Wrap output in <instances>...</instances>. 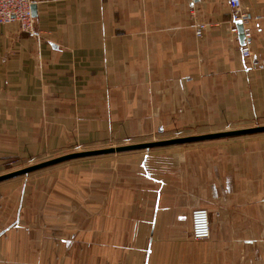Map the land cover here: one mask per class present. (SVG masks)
Here are the masks:
<instances>
[{
    "label": "crops",
    "instance_id": "0c3cea01",
    "mask_svg": "<svg viewBox=\"0 0 264 264\" xmlns=\"http://www.w3.org/2000/svg\"><path fill=\"white\" fill-rule=\"evenodd\" d=\"M32 1L36 34L0 25V175L264 124V0L249 58L228 0ZM66 162L0 182V264H264V132Z\"/></svg>",
    "mask_w": 264,
    "mask_h": 264
},
{
    "label": "built area",
    "instance_id": "2783aa9c",
    "mask_svg": "<svg viewBox=\"0 0 264 264\" xmlns=\"http://www.w3.org/2000/svg\"><path fill=\"white\" fill-rule=\"evenodd\" d=\"M231 7L232 26L230 31L234 35L239 34L238 22L243 25L245 35V43L242 45V54L245 58L252 56L250 40L253 37V27L250 22L248 10L244 7L242 0H228ZM32 0H0V25L11 22H18L22 32L36 34V17L33 13ZM205 23H199L196 34L201 36ZM192 219V235L195 240H205L211 236V221L209 210L205 207L193 209Z\"/></svg>",
    "mask_w": 264,
    "mask_h": 264
},
{
    "label": "water",
    "instance_id": "95a60500",
    "mask_svg": "<svg viewBox=\"0 0 264 264\" xmlns=\"http://www.w3.org/2000/svg\"><path fill=\"white\" fill-rule=\"evenodd\" d=\"M33 13L36 16L37 6L36 4L32 5ZM239 27V39L244 44L245 43V35L243 32V25L241 22H238ZM264 132V125H257L252 127H245V128H238V129H231L225 131H218V132H211V133H204V134H196V135H187V136H180L174 137L169 139H161V140H154V141H147V142H139V143H130L125 145L119 146H110L104 148H97V149H89V150H81L75 151L71 153H66L48 160H44L32 165L25 166L23 168H19L4 174L0 175V182L15 178L22 175H27L37 170L47 168L53 165H57L66 161H70L73 159L91 157V156H99L111 153H119V152H127V151H135V150H149L152 148L162 147V146H169V145H177V144H188L194 142H201L207 140H214L220 138H228V137H237V136H244V135H251Z\"/></svg>",
    "mask_w": 264,
    "mask_h": 264
},
{
    "label": "rangeland",
    "instance_id": "374dc122",
    "mask_svg": "<svg viewBox=\"0 0 264 264\" xmlns=\"http://www.w3.org/2000/svg\"><path fill=\"white\" fill-rule=\"evenodd\" d=\"M257 125H264V124H255V125H253V126H257ZM226 130H231V128H227ZM180 136H186V135H179V132H175V135H173V137H168V138H174V137H180ZM153 141L154 140H156V139H152ZM157 140H159V139H157ZM151 141V140H150ZM125 144H130V143H125ZM125 144H121V145H125ZM115 146H119V145H115ZM104 148V147H103ZM81 150H85V149H78L77 147H73L72 149H71V151H68V152H66V153H71V152H75V151H81ZM66 153H63V154H66ZM63 154H61V155H63ZM58 156H60V155H58ZM55 157H57V156H55ZM51 158H54V157H51ZM51 158H48V159H51ZM48 159H43V160H35V159H28L27 161H25L26 162V164L25 165H21V167H12V168H15V169H12V170H16V169H19V168H23V167H25V166H28V165H32V164H35V163H38V162H41V161H44V160H48ZM22 162V161H21ZM24 162V163H25ZM23 163V162H22ZM66 163H69V162H63V164H66ZM57 165H61V164H57ZM12 170H10V171H12ZM9 172V171H8Z\"/></svg>",
    "mask_w": 264,
    "mask_h": 264
}]
</instances>
